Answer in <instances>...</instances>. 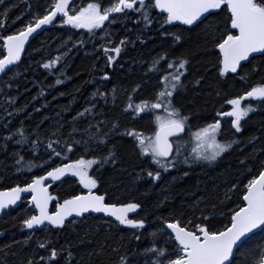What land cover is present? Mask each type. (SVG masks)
I'll return each mask as SVG.
<instances>
[{"label": "trees", "instance_id": "obj_1", "mask_svg": "<svg viewBox=\"0 0 264 264\" xmlns=\"http://www.w3.org/2000/svg\"><path fill=\"white\" fill-rule=\"evenodd\" d=\"M89 2L71 0L70 9L78 11ZM99 2L107 7L114 0ZM52 3L53 0H2L0 57L5 55L3 36L22 30L34 17L44 15ZM150 13L153 19L150 25L139 13L128 10L127 19L112 14L116 23L106 21L101 29L91 32L56 19L31 42L20 62L0 79V189L25 185L34 176L69 160L107 156L111 150L115 162L105 163L103 167L93 165L89 175L97 179L98 193L106 194V202L141 205L132 219H143L144 226H121L102 215H89L70 221L63 229H28L23 221L35 215V210L25 198L18 208L0 218V231L5 234L0 238V264H28L29 259L33 264H41V257L43 264H120L122 256L129 257L128 264H152L153 254L143 250L151 248L153 243L167 249L169 255L165 260L177 251L165 219L180 220L182 226L188 225V221L193 225L207 223L213 230H221L227 226L231 211L242 206L247 181L264 166V102L256 98L242 102L251 103L253 111L242 121L241 132L235 131L232 117L220 113L230 111L227 100L242 95L252 86L264 84V54L253 56L236 73L221 74V53L216 44L230 23L225 6L194 25L181 21L165 24L166 13L159 9H151ZM173 33L182 34V40L174 42ZM124 37L128 42L120 56L109 63L107 56L114 53H105L104 47L114 48ZM164 53L168 57L161 60L159 70H150L153 61ZM56 57L60 58L59 63L44 67ZM173 57L189 60L188 71L182 77L184 87L174 94L173 100L188 116L186 133L177 140L187 141L185 147L190 151L188 147L195 146L193 138L197 129L220 120L217 138L235 142L214 162L179 164L162 172L156 180L147 175L148 170H158L151 155L142 154L135 137L127 135L125 130L136 129L151 136L157 127L154 117L163 115L164 109L135 114L127 109V104L130 96L135 104L141 100L155 101L156 93L162 88L160 77L169 70L167 63ZM105 72L109 74L107 79ZM58 79L63 83L57 84ZM97 91L106 95H94ZM85 108H90L87 115L74 120L77 112ZM114 123L118 127L113 128ZM89 124L94 126L91 131L95 132V125L99 124L100 133L109 134L99 151H85L81 143L72 152H62L59 158L48 160L49 139H60V145L54 147L61 151L65 138L88 140V133L83 130ZM20 128L25 130L23 143H17L21 137L15 134ZM9 132L14 134V139L5 138ZM36 140L38 148L31 143ZM97 143L92 142L90 147L95 148ZM20 156L24 157L23 161ZM50 190L54 209L58 201L79 194L82 184L79 177L65 173ZM41 243L45 244L44 248L39 247ZM52 247L61 252L54 260L49 258ZM260 247H264L263 231L239 247L232 264H252L253 259L259 258ZM69 251L73 253L70 262Z\"/></svg>", "mask_w": 264, "mask_h": 264}, {"label": "snow or ice", "instance_id": "obj_2", "mask_svg": "<svg viewBox=\"0 0 264 264\" xmlns=\"http://www.w3.org/2000/svg\"><path fill=\"white\" fill-rule=\"evenodd\" d=\"M222 6L229 10L228 19L230 23L226 34L216 44V48L221 53L220 72L221 74L229 71L236 73L241 66V61H246L250 54H264V0H153L152 3L147 2V0H114L107 7H103L99 0H90L86 6L81 7L78 11L70 9V0H53L52 5L49 6L44 15L34 17L19 32L3 36L6 55L0 57V73H5L9 66L20 60L29 36L40 29L42 25L52 24L56 19H59L62 24L88 29L91 32L94 29H101L106 21L110 24L116 23L112 14L123 15L127 19L128 10L139 13L140 18L150 25L153 23L150 10L160 9L166 13L165 24L181 21L185 25H194L204 14H211L210 10L221 9ZM73 11L75 14H71ZM0 27H3V24H0ZM164 34L168 35V33ZM172 36L174 42H179L183 38L182 34L173 33ZM127 42L128 38L124 37L114 48L104 47L105 53H114V55L107 56L109 63L114 62L120 56L122 48ZM167 57L168 54L164 53L154 60L150 70L158 71L157 66L161 60H167ZM59 60L60 58L56 57L54 60L45 63L44 67L50 68L53 64L59 63ZM188 64L187 58L173 57L167 63L169 70L160 77L162 88L156 93L155 101L141 100L139 104H135L130 96L127 104V109L133 110L135 114L164 109L163 115L156 114L154 117L157 127L151 136L138 132L136 129L125 130L127 135L135 137L142 154L151 155V160L158 170L155 172L148 170L147 175L156 180L161 178L162 172L174 169L179 164H194L201 160L209 163L214 162L221 154L228 151L232 147V143L235 142H222L217 138L221 129L220 120L197 129L194 134L195 146L190 151L185 147L187 141L169 139L174 134L182 133L188 121V116L184 115L182 110L176 107L173 102L174 94L184 87L182 77L188 71ZM108 76L109 74L105 72L104 78L107 79ZM56 83L61 84L63 81L58 79ZM196 83H199V80ZM139 87L140 85H136V88ZM94 95L105 96L106 94L97 91ZM246 98H256L264 102V84L252 86L242 95L226 101L227 104L231 105V109L227 113L221 112L220 115L233 118L231 123L236 132L242 131V121L253 111L251 103L242 104ZM90 107H94V105ZM89 110L90 108H85L82 112H77L73 119L84 117ZM93 127L89 124L88 129L83 130L88 133V140L70 141L65 138L64 147L61 151H57L54 147V145H60V139L54 141L49 139L46 145V148L51 150L48 160H52L53 157L59 158L62 152H72L74 147L81 143L85 145V151H99L101 146L107 143L109 134L100 133L99 124L95 125V132L91 131ZM116 127H118V123L113 124V128ZM24 131L23 128L16 130L15 134L21 137L17 143L26 142ZM73 131L75 132L77 129L74 128ZM5 138L14 139V134L9 132ZM96 141L99 143L96 144L95 148H91L90 144ZM31 143L34 147H39L38 140L31 141ZM185 152L188 154L185 155ZM23 160L24 157L20 156V161ZM110 162H115V153L111 150L107 156H93L90 159L81 156L79 159L62 163L51 168L45 175L34 176L31 183H27L23 187L17 184L15 187L0 191V210L8 205L16 204L17 200L21 198L22 192L31 190V199L35 207L39 209V214L31 215L23 221V225L28 229L44 225L45 222H49L51 225L64 226L66 218L71 217L73 213L82 215L90 211L109 213L121 224L142 228L145 224L143 219H130L128 216L129 212L140 208L141 205L138 203L120 205L106 203V194H97L98 181L89 175L88 170L93 165L98 164L103 167L105 163ZM65 173H73L79 177V182L88 191L73 195L63 200V203H57L56 210L50 212L48 205L53 197L49 194L45 183L46 177L59 180ZM184 175H188V173H184ZM232 187L235 189L237 185L234 184ZM93 189H97V191H93ZM245 189L242 206L231 211L227 226L221 230H213L207 223L193 225L191 221H188V225H191L189 228L188 225L181 226L180 220L165 219L164 224L174 232L173 239L177 243V251L175 255L165 260L164 257L169 255L167 249L160 248L153 243L151 248L143 250L145 253L153 254L152 264H232L236 251L239 250L244 240L254 234V231H264V166L257 175H253L247 181ZM136 239L139 240V237ZM39 247L44 248L45 244L41 243ZM60 254V250L52 247L49 258L54 260ZM72 256L73 253L69 251L67 254L69 262ZM128 260V256H122L120 257V264H128ZM40 261L43 264L44 258L41 257ZM28 264H33V261L29 259ZM252 264H264V247H260L259 258L253 259Z\"/></svg>", "mask_w": 264, "mask_h": 264}, {"label": "water", "instance_id": "obj_3", "mask_svg": "<svg viewBox=\"0 0 264 264\" xmlns=\"http://www.w3.org/2000/svg\"><path fill=\"white\" fill-rule=\"evenodd\" d=\"M213 11H214V10H210V13L213 12ZM207 15H209V14H204V16H202V17L200 18L199 21L203 20ZM49 25H50V24H48V25H42L40 29H37V31H36L35 33H33L31 36H29L28 40L25 42L24 50H23L22 53H21L20 60H21V59L23 58V56L26 54V52H27V50H28L29 45L31 44V42H32L35 38H37L40 34H42V33H43V32L49 27ZM259 54H261V53H252V54H250V55H249V58H248L246 61H241V66H242L244 63L248 62L253 56H256V55H259ZM5 55H6V49H5ZM20 60H19V61H20ZM19 61H16L14 64H16V63L19 62ZM14 64H13V65H14ZM11 66H12V65H11ZM11 66H9V69H10ZM241 66H240V67H241ZM9 69H8V70H9ZM8 70H7V71H8ZM7 71H6V72H7ZM6 72H5V73H6ZM5 73H0V78H1ZM185 132H186V126H185V129H184V131H183L182 133L174 134L173 136L169 137V139L174 141L175 139L181 138V137H183V136L185 135ZM174 149H175V147H174ZM45 174H46V173H44V174H42V175H45ZM39 176H40V175H39ZM55 181H56V180H54V179H52V178H50V177H46V180H45V183H46V185H47V187H48L49 194H50L51 196H52V194H51V190H50L49 186H50L51 184H53ZM30 183H31V182H30ZM20 186L23 187L24 185H20ZM14 187H15V186H14ZM11 188H12V187H11ZM7 189H9V188H7ZM3 190H6V189H0V191H3ZM87 191H88V190H87ZM87 191H84V192L87 193ZM93 191H94V190H93ZM97 194H99V193L97 192ZM31 195H32L31 190H28L27 192H22V193L20 194L21 198H20L19 200H17L16 204H14V205H8V206H7L6 208H4L3 210H0V218L3 216L4 213H6V212H8V211H10V210H14V209L18 208V207L20 206L22 200H23L24 198H26V197H29V201H30V203L32 204V206L34 207V210H35V212H36L35 215H38V214H39V209H37V208L35 207V204H34V202H33L32 199H31ZM105 202H106V199H105ZM57 203H63V201H60V202H57ZM57 203H56V204H57ZM106 203H107V202H106ZM52 204H53V199L49 202V205H48V210H49L50 212L56 210V205H55V208L52 209ZM113 204H115V203H113ZM125 204H127V203H125ZM117 205H120V204H117ZM139 211H140V208L135 209L134 211L129 212V213H128L129 218H131V217L135 216L136 214H138ZM91 214H93V215H103L104 217H106V218H108V219H112L113 221L119 223V221H118L115 217L111 216L109 213L90 211L89 213H84V214H82V215H77V214L73 213L71 217H67V218H66V222H65V225H64V226L51 225L49 222H45L44 225L35 226V227L38 228V229H44V228H46V227H51V228H53V229H62V228H64V227L66 226V224H67L68 222H70L71 220H73V219H75V218L82 219V218H84L85 216H88V215H91ZM119 224L122 225V226H125L124 224H121V223H119ZM167 230L171 233V235H172L173 238H174V232H172V230H170V229H168V228H167ZM258 232H260V231H254V234H256V233H258ZM254 234L250 235V237L247 238V239H245L244 242H246L247 240H249V239L251 238V236H253ZM3 236H4V233H3L2 231H0V238H2ZM244 242H243V243H244ZM243 243H242V244H243ZM242 244H241V245H242ZM241 245H240V246H241Z\"/></svg>", "mask_w": 264, "mask_h": 264}, {"label": "rangeland", "instance_id": "obj_4", "mask_svg": "<svg viewBox=\"0 0 264 264\" xmlns=\"http://www.w3.org/2000/svg\"><path fill=\"white\" fill-rule=\"evenodd\" d=\"M70 2H71V0H70ZM159 10H160V9H159ZM160 11H162V10H160ZM193 139H194V141H195V136H194V138H193ZM188 148H190V149H191L192 147H191V146H189ZM69 174H73V173H69ZM82 188H83V189H86V188H84L83 184H82ZM263 232H264V231H263Z\"/></svg>", "mask_w": 264, "mask_h": 264}, {"label": "bare ground", "instance_id": "obj_5", "mask_svg": "<svg viewBox=\"0 0 264 264\" xmlns=\"http://www.w3.org/2000/svg\"><path fill=\"white\" fill-rule=\"evenodd\" d=\"M1 78H2V77H1ZM1 78H0V79H1Z\"/></svg>", "mask_w": 264, "mask_h": 264}]
</instances>
